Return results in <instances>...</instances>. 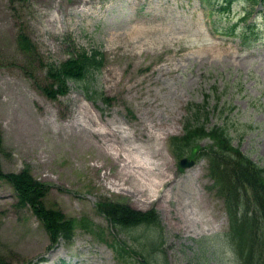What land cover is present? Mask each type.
<instances>
[{
  "label": "rangeland",
  "instance_id": "rangeland-1",
  "mask_svg": "<svg viewBox=\"0 0 264 264\" xmlns=\"http://www.w3.org/2000/svg\"><path fill=\"white\" fill-rule=\"evenodd\" d=\"M207 5L201 0H0L2 170L29 167L51 187L45 205L93 223L77 226L69 243L60 241L48 252L42 225L29 207L15 206L12 188L0 182V256L6 262L26 264L45 256L44 264H139L138 256L126 252L131 248L150 264H241L225 236L230 220L225 202L202 155L214 144L207 138L182 142L175 158L171 138L182 139L189 120L208 130L223 126L231 146L264 167V10L255 8L247 21L260 33L248 48L212 29L222 33L237 22L246 3L235 0L228 15ZM20 30L45 62H60L76 47L103 52V67L83 82H70L66 96L48 100L38 89L46 83L44 67L18 49ZM100 93L112 102L105 105ZM91 114L116 133L118 147L133 149L154 180L166 174L171 182L160 194L146 199L149 193L129 192L132 183L115 181L122 185L112 187L101 180L109 165L114 172L123 163L104 152ZM194 145L201 150L196 157ZM182 158L195 165L181 169ZM100 163L103 167L94 170ZM129 172L123 169V178ZM140 173L145 182L150 173ZM102 198L155 209L161 230L112 231L95 207ZM120 243L122 257L115 250Z\"/></svg>",
  "mask_w": 264,
  "mask_h": 264
},
{
  "label": "trees",
  "instance_id": "trees-1",
  "mask_svg": "<svg viewBox=\"0 0 264 264\" xmlns=\"http://www.w3.org/2000/svg\"><path fill=\"white\" fill-rule=\"evenodd\" d=\"M221 5L219 11L228 13L235 0H210ZM250 7L245 12L242 22H246L254 7L261 5L264 0H243ZM218 2V3H217ZM251 27V26H250ZM254 28V26L252 25ZM237 25L229 27L227 32L235 35ZM249 31V30H248ZM246 32L241 37L250 42ZM18 45L22 52L29 56L38 57L30 39L22 32L18 36ZM102 54L99 51L80 50L71 52L69 57L58 64H45L46 77L49 85L43 92L49 98L55 99L58 94H65L68 81H79L86 78L91 70H99L102 65ZM195 118L197 114H194ZM194 120V118H193ZM195 121H198L196 118ZM182 139L174 138L172 143L177 153L182 149L181 143H192L202 138H208L214 144L203 151L202 155L209 160V177L226 205L230 218V229L225 235L241 264H264V167L259 166L248 156H244L239 149L231 146L232 137L226 127H205L199 122L188 121ZM215 141V142H214ZM197 145V144H196ZM195 146V145H194ZM199 147L192 149V157H196ZM1 153V138H0ZM17 192L19 206H28L50 235L52 245L61 237L70 240L74 230V222L66 218L59 210L48 208L43 202L46 187L36 182L28 170L19 174H2ZM98 209L114 225L130 226L148 224L157 217L154 212L140 213L125 205L112 204L107 201L99 202ZM0 264H7L0 258Z\"/></svg>",
  "mask_w": 264,
  "mask_h": 264
},
{
  "label": "bare ground",
  "instance_id": "bare-ground-1",
  "mask_svg": "<svg viewBox=\"0 0 264 264\" xmlns=\"http://www.w3.org/2000/svg\"><path fill=\"white\" fill-rule=\"evenodd\" d=\"M91 122V124L95 126L94 135L97 140L99 137L104 138V140L99 141V143L103 147L104 152H106L108 155H111L115 163H123L122 167L114 172H111L112 165H109L108 169L110 170V172H105L101 176L102 181H106L112 187H119L122 185V183L116 185L115 181H124V184H127L128 182L132 183L133 191H131L129 188V192L133 193L134 195L137 194L142 196L149 193L148 195H146V199L151 197L152 194H155V196L160 194L162 191L161 189L171 182L169 178H166V174L164 177L159 176V180H154L152 178V170L149 169L139 159L137 154H134L133 149L118 147V143H116L115 140L116 133L114 131L111 132L106 129L105 126L107 125V123H103L101 120H96L92 114ZM118 131H120V129L117 130V133ZM141 134L145 135L143 131L141 132ZM104 152L100 151L102 156L105 154ZM81 162L85 163V159L82 158ZM102 167L103 165L101 163L93 165L94 170H98ZM125 168H129L132 173L129 172L128 175H126V178H123L124 174L122 173V171ZM140 171L150 173L149 178L146 179L145 182L140 179V177H142Z\"/></svg>",
  "mask_w": 264,
  "mask_h": 264
},
{
  "label": "water",
  "instance_id": "water-1",
  "mask_svg": "<svg viewBox=\"0 0 264 264\" xmlns=\"http://www.w3.org/2000/svg\"><path fill=\"white\" fill-rule=\"evenodd\" d=\"M180 165L183 167V168H186V167H190L192 166V162H188L186 160H182L180 162ZM141 264H147L145 261H143Z\"/></svg>",
  "mask_w": 264,
  "mask_h": 264
}]
</instances>
